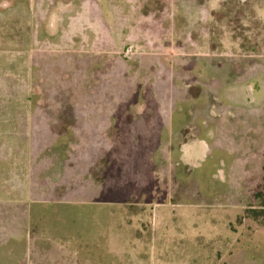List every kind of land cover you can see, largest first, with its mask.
Returning <instances> with one entry per match:
<instances>
[{"label":"rangeland","instance_id":"1","mask_svg":"<svg viewBox=\"0 0 264 264\" xmlns=\"http://www.w3.org/2000/svg\"><path fill=\"white\" fill-rule=\"evenodd\" d=\"M0 101L38 106L34 196L74 199L41 210L70 214L74 264L197 263L264 228V0H0Z\"/></svg>","mask_w":264,"mask_h":264},{"label":"crops","instance_id":"2","mask_svg":"<svg viewBox=\"0 0 264 264\" xmlns=\"http://www.w3.org/2000/svg\"><path fill=\"white\" fill-rule=\"evenodd\" d=\"M35 107L38 106H34L33 101H0V190L2 188L27 189L23 199L21 197L19 199L2 198L0 192V264H74V260L71 262L66 254L67 252L73 254L72 251H75L74 248H70L72 251L69 250L67 245L74 243L77 233L74 230L66 231L63 223V219L70 214L66 215L60 211L59 207L57 212L41 211L46 210L50 202L59 205L74 199H66L62 202L54 198L34 196L38 190L48 191L49 188H53L49 184V177L43 178V174L49 170L33 166V157L41 154L33 148L34 121L38 120L33 117ZM54 108L65 110L63 111V116L66 117L64 119L79 122V107L63 104ZM77 131L79 132L73 126L68 128L67 137L74 140L77 137ZM63 139V137L49 135L46 140L57 142L56 146L63 142ZM200 140L203 142V154H207L210 146L205 140H210L208 138ZM2 141L13 142V144L8 146V144H2ZM187 160L184 161L187 162ZM63 171V173L66 171H69V174L73 173L68 166H64ZM68 175L63 179L64 184L60 188L66 187V182L72 177ZM240 218V214L236 216L237 220ZM44 222H57V224L54 227V223L51 227H44ZM238 233L239 231L235 229H226L223 235H226L227 239L225 238L222 247L215 255H205L201 262L195 263L192 258L187 257L181 260L171 257L168 264H264V228L251 231L252 235L246 247L248 250H242Z\"/></svg>","mask_w":264,"mask_h":264},{"label":"trees","instance_id":"3","mask_svg":"<svg viewBox=\"0 0 264 264\" xmlns=\"http://www.w3.org/2000/svg\"><path fill=\"white\" fill-rule=\"evenodd\" d=\"M68 131V130H67ZM62 189H66V187L65 188H62ZM72 199V197H69L68 199ZM261 207H264L263 205L261 206ZM250 213V212H249ZM255 213H260V214H255ZM252 214H255L254 216H252V217H248L249 218V220H256L258 217H261V219H264V210H261V212H252ZM241 219V218H240Z\"/></svg>","mask_w":264,"mask_h":264}]
</instances>
